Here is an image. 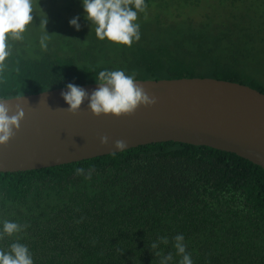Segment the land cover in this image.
Returning a JSON list of instances; mask_svg holds the SVG:
<instances>
[{"label": "trees", "instance_id": "16d2710c", "mask_svg": "<svg viewBox=\"0 0 264 264\" xmlns=\"http://www.w3.org/2000/svg\"><path fill=\"white\" fill-rule=\"evenodd\" d=\"M200 1L145 0L141 38L128 47L96 37L82 0H34V23L11 42L0 96L94 84L102 70L137 80L216 78L264 93V0H212L204 9ZM76 16L79 31L69 24ZM4 220L28 227L0 248L25 244L34 264H160L148 245L161 237L169 243L159 250L179 264L178 234L193 264H264V169L207 146L164 142L0 173V230Z\"/></svg>", "mask_w": 264, "mask_h": 264}, {"label": "water", "instance_id": "95a60500", "mask_svg": "<svg viewBox=\"0 0 264 264\" xmlns=\"http://www.w3.org/2000/svg\"><path fill=\"white\" fill-rule=\"evenodd\" d=\"M157 103L131 116H95L86 100L77 114L60 88L8 101L25 111L21 128L0 145V173L71 164L139 146L179 142L236 154L264 169V93L216 78L137 80ZM98 83L82 85L89 94ZM11 114V113H10ZM107 135L108 145L100 138ZM124 140L127 148H115Z\"/></svg>", "mask_w": 264, "mask_h": 264}, {"label": "clouds", "instance_id": "9594fccd", "mask_svg": "<svg viewBox=\"0 0 264 264\" xmlns=\"http://www.w3.org/2000/svg\"><path fill=\"white\" fill-rule=\"evenodd\" d=\"M85 19L94 26L95 35L99 40L107 39L109 42L131 47L141 38L139 13H146L148 5L145 0H82ZM36 13L34 0H0V74L6 68V61L11 56V42L22 41L24 34L34 23ZM147 16L145 15V19ZM79 16L70 19L69 24L77 31L81 29ZM48 17L41 19L45 32L40 37V45L47 50V41L50 34L46 31ZM98 88L89 94L82 87L68 83L67 91L61 93L63 99L70 106L66 109L72 114H77L82 104L87 100L91 112L100 117L112 115L116 118L134 115L136 110L143 105L152 106L157 103L154 96H149L146 90L137 83L136 73L126 74L123 70H102L95 76ZM13 99H24L22 96H0V145L7 146L21 128V121L25 118V111L20 104L12 106L8 103ZM11 113V114H10ZM101 144L108 145L107 135L100 138ZM115 148L123 151L127 148L124 140H116ZM115 154V153H113ZM77 175H83L84 169H75ZM91 169L89 176H91ZM28 225H20L16 222L4 220L0 230V240L5 236L14 237L23 231ZM174 248L181 256L179 264H193L191 254L186 250L184 236L176 235ZM169 243L167 237H161L158 241L148 245L156 257H160V264H169L173 259L172 254H163L159 250L160 244ZM0 264H34L32 253L27 245L13 242L8 250L0 248Z\"/></svg>", "mask_w": 264, "mask_h": 264}, {"label": "rangeland", "instance_id": "374dc122", "mask_svg": "<svg viewBox=\"0 0 264 264\" xmlns=\"http://www.w3.org/2000/svg\"><path fill=\"white\" fill-rule=\"evenodd\" d=\"M210 3V2H212V0H202V1H200V3L199 4H201V7L204 9V7H206V5H208V2Z\"/></svg>", "mask_w": 264, "mask_h": 264}]
</instances>
